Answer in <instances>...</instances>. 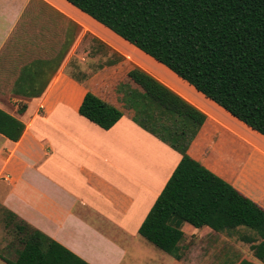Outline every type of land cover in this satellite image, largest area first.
I'll use <instances>...</instances> for the list:
<instances>
[{
    "label": "crops",
    "instance_id": "0c3cea01",
    "mask_svg": "<svg viewBox=\"0 0 264 264\" xmlns=\"http://www.w3.org/2000/svg\"><path fill=\"white\" fill-rule=\"evenodd\" d=\"M129 45L66 0H0V110L25 126L18 142L0 133L8 231L10 212L88 264H264L244 241L254 232L240 228L185 224L181 260L140 235L183 155L145 126L157 112L142 113L144 91L131 70H145L206 114L188 155L263 209L264 137L206 97L208 108L182 94ZM88 93L123 113L112 129L80 114ZM12 242L0 264L15 259Z\"/></svg>",
    "mask_w": 264,
    "mask_h": 264
},
{
    "label": "trees",
    "instance_id": "16d2710c",
    "mask_svg": "<svg viewBox=\"0 0 264 264\" xmlns=\"http://www.w3.org/2000/svg\"><path fill=\"white\" fill-rule=\"evenodd\" d=\"M138 50L167 67L234 118L264 137V0H66ZM129 78L156 108L145 126L183 158L139 233L181 260L183 227L216 232L247 228L245 242L264 262V209L187 151L207 116L141 68ZM80 114L104 130L123 113L88 93ZM144 126V127H145ZM25 126L0 110V133L18 142ZM15 259L8 264H88L9 212ZM7 222V226H9ZM11 228V226H10ZM242 264H250L244 262Z\"/></svg>",
    "mask_w": 264,
    "mask_h": 264
},
{
    "label": "bare ground",
    "instance_id": "6f19581e",
    "mask_svg": "<svg viewBox=\"0 0 264 264\" xmlns=\"http://www.w3.org/2000/svg\"><path fill=\"white\" fill-rule=\"evenodd\" d=\"M124 42V41H123ZM125 43V45H129L127 42H124ZM129 47H131V51H132V54L133 55H137L136 56V60H147V62H149V63H151V64H153V66H155L157 69H159V70H161V71H164V72H166L167 73V75L168 76H170L173 80H175V83H174V85L176 86V87H180V91L182 92V94H184L185 96H189L190 94H193V95H195V96H197L198 98H199V100H197V101H200V104L202 105V106H204V108H208L209 107V105H211L212 103L209 101V100H207L206 98H205V96H203V95H201V94H199V93H197L196 92V90L194 89V88H192L189 84H187L186 82H184L183 80H181V79H178V77H176L175 75H173V73L170 71V70H168V69H164V68H160L161 66H160V64H158L157 62H155V64L151 61V60H149L150 58H148V56L147 55H145L144 53H142L141 51H139L138 49L136 50V48H134V47H132V46H130L129 45ZM157 64V65H156ZM203 102V103H202ZM212 106V105H211ZM219 110V109H218ZM238 124H240V123H238ZM254 133V135L256 134V132H253ZM256 135H258V133L256 134ZM262 137V136H261Z\"/></svg>",
    "mask_w": 264,
    "mask_h": 264
},
{
    "label": "rangeland",
    "instance_id": "374dc122",
    "mask_svg": "<svg viewBox=\"0 0 264 264\" xmlns=\"http://www.w3.org/2000/svg\"><path fill=\"white\" fill-rule=\"evenodd\" d=\"M124 42H126V41H124ZM142 100H144L147 103L150 102V100L146 99L145 96H142ZM150 103H151V106L149 105L148 108H147V110H149V111H151L153 108H156V105L154 104L155 102H150ZM256 136L259 137V138L261 137L259 135H256ZM261 139H262V137H261ZM5 216H6V211H4L3 209L0 208V252H5L4 249H6L7 245L13 239L12 236H11V230H13V228H11L10 232L8 231V229H7V227H6L5 223H4L5 222V220H4ZM240 231H242L241 233H247V232L253 233V231H251L250 229H247V228H240ZM7 255L10 256V257H13L12 254H7Z\"/></svg>",
    "mask_w": 264,
    "mask_h": 264
}]
</instances>
